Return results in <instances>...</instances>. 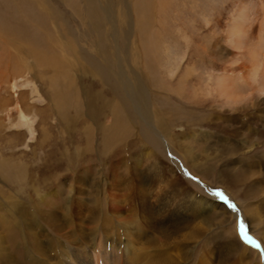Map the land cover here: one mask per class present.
<instances>
[{"label": "rangeland", "instance_id": "rangeland-1", "mask_svg": "<svg viewBox=\"0 0 264 264\" xmlns=\"http://www.w3.org/2000/svg\"><path fill=\"white\" fill-rule=\"evenodd\" d=\"M27 1L32 4L30 7L23 6L20 0H0V201L3 214L12 210L4 201L8 194L14 195L13 199L19 204L24 201L36 208H41L42 196L58 191L65 206L84 201L90 204L95 174L99 171L104 170L108 176L125 157L130 168H144L149 163L145 156L147 148L140 146L142 143L137 141V136L130 138L114 155L102 152V141L113 133L108 126L114 116L119 117L122 125L128 123V116L124 108L115 106L109 88L82 70L86 54L98 56V46L93 42L98 33L75 21L71 10L59 2L61 0ZM122 1L109 0L108 5L116 13L121 36L128 29L130 37L129 41L118 40L113 53L115 51V58L122 61L127 82L134 81L133 76L138 74L151 92L169 90L167 95L164 93L169 102L160 101L158 105L170 118L166 122L172 138L168 140L170 152L185 156L188 163L196 165V169L189 165L191 174L186 177L196 184V189L210 184V193L221 191L224 184L219 186V175L236 164L235 157L240 152L245 154L244 159L252 162L249 165L254 173L260 175V163L255 160L264 157V0H150L152 4L148 6L146 2L143 15L142 11L137 13L135 0L133 7L128 1L129 8L122 6ZM33 2L46 20H52L51 25L38 26L45 21L39 22V17L32 13L33 17L25 16L23 26L15 25L27 32L15 35L13 26L18 6L21 4L29 10ZM50 6L63 15V23L73 28L70 33L57 31L58 21L54 23L47 15L51 13ZM125 19L129 24H123ZM145 25L142 34L140 27ZM2 26L6 29H1ZM34 34L40 37L35 43L30 39ZM72 37L76 42L70 41ZM18 38L25 42L18 43ZM42 38L48 40L47 48ZM13 56L18 58L16 62ZM15 66L19 67L16 73ZM182 78L192 79L191 84L188 82V86L187 81L181 84ZM74 82L78 94L72 86ZM85 91L97 96L99 110L114 107L112 111L105 110L108 118H102L100 126L99 116L95 114L92 121L86 114ZM212 112L215 117L203 124L200 119ZM158 119L162 122L160 115ZM75 146L81 147L80 154H75ZM231 146L235 151L232 155ZM83 170L95 175L94 178L85 181L76 178V171ZM204 171L208 176L203 178ZM134 185L141 187L137 181ZM239 202L241 205L242 201ZM218 212L208 218L213 227L208 236L220 231L216 222L224 216ZM155 220L157 223L158 218ZM234 222V219L227 221L232 224L234 233L239 234ZM251 233L259 236V233ZM217 235L212 240L216 243L229 239L220 233ZM234 240L240 244L237 238ZM206 243L207 239L198 243L196 252ZM195 256L197 254L188 264L195 263ZM258 257L252 252L249 264H257ZM98 259V264H106Z\"/></svg>", "mask_w": 264, "mask_h": 264}, {"label": "bare ground", "instance_id": "bare-ground-1", "mask_svg": "<svg viewBox=\"0 0 264 264\" xmlns=\"http://www.w3.org/2000/svg\"><path fill=\"white\" fill-rule=\"evenodd\" d=\"M20 1L23 6L32 5L27 0ZM128 1L132 2L133 7V0H123L122 6L129 8ZM59 2L71 10L75 21L88 25L92 32L98 33L97 39L93 41L98 46V56L86 54L82 70H86L93 79L101 80L102 86L109 88L115 106L118 104L124 108L128 116V123L124 122L125 125L121 124L119 117L117 119L114 116L113 122L108 126L109 130L113 129V133L110 138L106 137L102 141V152L105 155H114L130 138L137 136V141L142 143L140 146L147 148L145 156L149 163L144 168H130L128 159L121 157L119 164L108 176L104 170L99 171L95 174L97 177L92 186L94 191L90 204L84 201L75 206H65L58 191L57 194L54 192L42 196L41 208H36L31 204H25L24 201L19 204L13 199L14 195L4 193L5 196L2 193L5 196L4 201L10 204L9 208L12 210L8 214H3L0 201V264H98L99 257L106 261V264H188L196 254L194 264H249L252 252L259 256L257 264H264V157L255 160L256 163H260L259 175L250 168L249 164L252 162L244 159L245 154L239 151L234 161L236 164L229 166L224 175H219V186L224 184L221 191L210 193L208 188L210 184L207 188L196 189V184L186 177L187 174H191L188 167L192 164L188 163L189 159L185 156L179 157L177 154L175 156L170 152L168 140L172 138L170 129L166 126L170 118L168 112L158 105L160 101L169 102L164 95V93L167 95L166 92L169 90L164 93L156 90L151 92L138 74L133 76L134 81L132 79L131 82L129 79L128 84L122 61L115 58L116 52L113 53V47L121 38L122 41L127 39L129 41L130 36L128 29L126 34L121 36L119 28L121 26L116 22V13L110 8L112 6L108 5L109 0ZM146 2L148 6L152 4L150 0H135L138 14L142 11L143 15ZM34 3L29 10L21 4L18 6L17 19L13 26L15 35H24L23 33L27 32L23 31V27L15 26L18 23L23 26L26 15L30 14L33 17L31 14L34 13L39 17V22L45 21L38 26L48 25L52 21L46 20L45 14ZM50 8L51 13L46 14L53 18L54 23L58 21L57 31L70 33L73 28L61 21L63 15L52 6ZM125 20L123 24H129V21ZM28 22L33 24L29 19ZM140 28L142 34L145 33L146 25ZM1 29L6 28L2 26ZM32 36L33 39H30L34 43L35 39L40 38L37 34ZM44 38L42 39L47 48L48 40ZM71 40L76 42L74 37ZM17 41L22 44L25 42L22 38H18ZM18 50L22 49L18 47ZM31 50L39 56L36 49ZM17 60L18 58L14 57L13 62ZM15 69L16 73L19 67L15 66ZM64 71H67V68ZM186 81L187 84L188 82L191 84L192 79L182 78L179 82L183 84ZM152 84L157 86L155 83ZM72 86L75 90L78 89L75 82ZM180 95H184L183 91ZM186 96L188 99L191 98L189 95ZM84 97L86 114L92 121L95 114L99 116L97 121L99 122L102 118H108L106 111L114 110L112 106H108L105 112L99 110L96 105L97 96H92L86 91ZM213 113L203 115L200 119L202 123H207L215 117ZM159 115L162 122L158 119ZM104 119L100 121L99 126ZM65 150L68 151L67 148ZM80 151L81 147L75 146V154H80ZM229 153L235 154L232 146ZM192 167L196 169L195 164L190 168ZM87 173L86 170L80 173L76 171L75 177L84 181L94 178L95 175ZM206 174L204 171L201 176L207 177ZM136 181L137 185L143 187L142 189L134 185ZM239 201H242L241 205ZM217 211L224 216L216 222L217 226H220V231L208 236L210 228H213L208 218ZM155 218H158L157 223ZM229 219H234L236 222L234 226L239 234L234 233L231 223H227ZM251 232L259 233V236ZM218 233L229 239L218 243L212 241L213 236ZM234 238H237L240 244ZM204 239H207V243L196 252L197 244Z\"/></svg>", "mask_w": 264, "mask_h": 264}]
</instances>
